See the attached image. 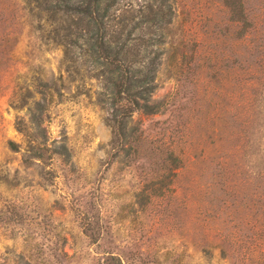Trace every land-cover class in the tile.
<instances>
[{
	"label": "rangeland",
	"instance_id": "obj_1",
	"mask_svg": "<svg viewBox=\"0 0 264 264\" xmlns=\"http://www.w3.org/2000/svg\"><path fill=\"white\" fill-rule=\"evenodd\" d=\"M170 1L174 14L152 95L168 104L158 113L134 111L127 121L131 136H143L141 152L133 142L112 143V105L98 65L78 43L66 54L49 16L2 10L0 34L12 30L16 39L0 65V206L9 205L11 216L0 222V264H24V257L31 264H103L106 250L121 254L123 264H240L223 247L243 248L257 230L264 231L262 179L257 189L250 183L264 163V55H251L243 46L242 58L261 70L250 84L227 82L232 75L224 72L237 64L232 55L237 33L215 34V20L225 26L227 18L223 0ZM143 2L115 4L122 13L132 5L135 18L127 25L132 36L146 29L135 23ZM243 3L264 15V0ZM197 34L199 79L194 73L179 80L170 43ZM215 47L222 50L216 61ZM253 71L242 76L249 79ZM39 80L49 89L36 126L29 106L41 96ZM224 80L232 85L231 99L219 103L215 117V91ZM241 87L249 92L247 106ZM19 94L25 95L22 106L13 104ZM18 119L55 150L50 158L24 159L31 136L17 128ZM161 134L183 147L185 158L176 174L165 178L153 170L157 150L149 142ZM7 138L18 142L19 150H12Z\"/></svg>",
	"mask_w": 264,
	"mask_h": 264
},
{
	"label": "trees",
	"instance_id": "obj_2",
	"mask_svg": "<svg viewBox=\"0 0 264 264\" xmlns=\"http://www.w3.org/2000/svg\"><path fill=\"white\" fill-rule=\"evenodd\" d=\"M118 1L8 0L6 4H3V0H0V25H2V19H4L1 16L3 9H6L8 14L11 10L18 9L20 11L22 9L27 12L28 16L36 15L39 18L49 16L56 31L54 37L60 43H63L65 53H69L72 43H78L77 46L87 53V58L98 65L96 66V74L102 78L104 92L112 105L111 119L114 127L112 143L123 146L124 142H133L131 145H133L134 151L141 152L143 136H131L132 132L127 128V121L134 111H141L145 114L158 113L168 104L169 100L167 98L153 99L152 95L156 88L155 75L159 56L163 52L161 44L166 37L167 25L172 21L174 7L170 0H144L140 5L141 7L138 8L140 19L136 20L135 23L143 22L146 29H142L132 36V27H127L128 23L135 18L132 5L125 8V12H118V7L115 5ZM223 4L227 9L225 26L215 20V34L219 36L222 34L231 38L234 37L231 31L237 33L235 47L232 50V55L237 64L235 63L236 66H230L226 69L225 76L232 75V79L225 77V80L227 82L233 80V82L243 85L245 83L250 84L253 78L252 75L261 68H254L248 59L242 58L243 55L240 49L244 46V49L250 50L251 55H264V15L262 13L260 15L261 10L256 13L253 8L246 7L243 0H223ZM127 10L132 11L128 13ZM69 17L70 19H68ZM57 26L63 28V32ZM15 39L12 30H5L0 34V65L4 63L5 53L10 49ZM257 39H259L258 43ZM250 40L254 41L248 42ZM199 43L198 34L197 37H187V39L186 37L177 36V40L171 41V58L177 79L182 80L192 77L191 75L194 73H196L195 78L199 79V70L194 67L199 63L196 62V58L200 57ZM221 52L222 50L215 47V61L219 59L218 54ZM243 61L246 63L245 67H241L244 66ZM217 69L215 62V73ZM249 70L255 71L250 73L249 79H247L242 75ZM225 80L220 90L215 91V117L220 114L219 103L225 100L228 104L231 99L228 97L231 93L228 88L232 85L226 83ZM35 87L41 96L39 99H33L34 108L32 109V106H29V109L34 112L32 121L36 126H39L41 112L46 107L49 88L47 82L43 80H39ZM242 87L239 89L242 92L243 106H247L249 92L242 89ZM222 89L225 90L224 94H222ZM259 93L263 95L261 90ZM16 101L13 103L14 105H24L26 103L25 95L19 94ZM229 109L227 106L224 108V110L230 111ZM243 115L245 119L250 121L248 114ZM16 126L19 130H24L25 134L29 133L31 136L25 150L27 152L24 156L25 160L36 157L45 160L55 152L44 140H38V134L35 131H27L21 119L17 120ZM172 139L170 138L167 141L161 134L158 137H151L149 140V142L155 143L154 146L157 150L152 157L155 163L153 170H156L155 174H158L159 178L176 174V170L182 166L185 159L183 147L172 143ZM6 142L12 150H19L20 145L15 140L7 138ZM238 145L237 143V147ZM261 169L250 183L253 188L257 189L259 179H262L261 190H264V163ZM161 186L160 184L155 190L161 188ZM171 190L174 192L173 188ZM154 194H157V192L154 191ZM251 201V205L258 202L255 198ZM8 207L9 205L0 206V222H7L11 219L9 215L10 208L8 209ZM241 248V244L231 243L227 245V248L223 247V251H229V254L235 257V261L240 264H254L257 262L264 264V231L260 232L259 230L258 232L257 230V234ZM106 253L107 255L103 256V264H123L121 254L112 250H106ZM64 255L67 254L64 252ZM24 259V264H31L29 258L24 257Z\"/></svg>",
	"mask_w": 264,
	"mask_h": 264
}]
</instances>
